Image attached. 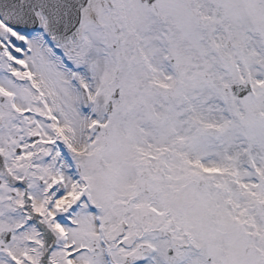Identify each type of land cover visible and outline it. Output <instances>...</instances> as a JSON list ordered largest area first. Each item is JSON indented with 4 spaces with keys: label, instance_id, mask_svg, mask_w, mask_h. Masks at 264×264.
Masks as SVG:
<instances>
[{
    "label": "snow or ice",
    "instance_id": "1",
    "mask_svg": "<svg viewBox=\"0 0 264 264\" xmlns=\"http://www.w3.org/2000/svg\"><path fill=\"white\" fill-rule=\"evenodd\" d=\"M0 264H264V0H0Z\"/></svg>",
    "mask_w": 264,
    "mask_h": 264
}]
</instances>
